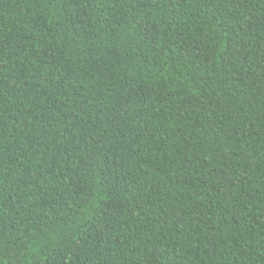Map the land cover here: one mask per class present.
Instances as JSON below:
<instances>
[{
    "label": "trees",
    "instance_id": "trees-1",
    "mask_svg": "<svg viewBox=\"0 0 264 264\" xmlns=\"http://www.w3.org/2000/svg\"><path fill=\"white\" fill-rule=\"evenodd\" d=\"M264 0H0V264H264Z\"/></svg>",
    "mask_w": 264,
    "mask_h": 264
},
{
    "label": "snow or ice",
    "instance_id": "snow-or-ice-1",
    "mask_svg": "<svg viewBox=\"0 0 264 264\" xmlns=\"http://www.w3.org/2000/svg\"><path fill=\"white\" fill-rule=\"evenodd\" d=\"M262 158H264V157H262Z\"/></svg>",
    "mask_w": 264,
    "mask_h": 264
}]
</instances>
